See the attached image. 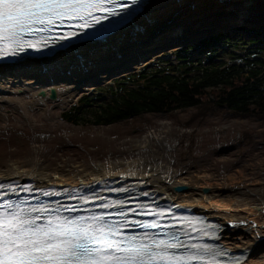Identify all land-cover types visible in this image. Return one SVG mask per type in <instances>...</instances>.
I'll use <instances>...</instances> for the list:
<instances>
[{
    "label": "rangeland",
    "instance_id": "obj_1",
    "mask_svg": "<svg viewBox=\"0 0 264 264\" xmlns=\"http://www.w3.org/2000/svg\"><path fill=\"white\" fill-rule=\"evenodd\" d=\"M250 6L251 11L245 13L243 17L246 18L241 20L238 17L229 20L224 16L226 13L235 14V9L219 8L207 13L201 17L204 20L200 24L194 23L186 32L175 33V40L154 44L149 54L120 72L97 70L94 72L96 76L92 75L94 79L83 85L79 84L83 79H79V83L60 82L61 85L54 87L55 99L48 97L49 90L46 96H41L38 90L32 95L20 97L24 94L25 86L11 87L14 93L17 91L15 96L21 100L19 103L7 98L12 94L0 93V96H4V99L0 98V171L11 164L25 167L40 160L52 176L57 177L59 171L71 176L79 171L138 159L157 151L164 155V159L168 155L172 160L171 166L180 173L194 174L202 179V188L208 189L206 192L202 189L204 194L209 193L211 185L230 187L226 199H232L240 192L251 195L257 189L264 193V140L260 137L263 126L257 121L214 113L184 128L181 124L187 117L185 111L172 115L147 114L142 122L141 119L134 122L126 120L106 126L94 125L89 121L92 110L107 103L113 90L119 93L135 87L136 84L130 79H136V75L143 71L160 69L162 72H174L173 67H177V64L189 61V76L192 77L199 72L193 69L195 64H199L198 61L202 64L222 62L243 66L245 59L256 56L253 54L256 53L255 47L261 42L255 40L262 36L242 31L239 27H264V0H255ZM220 12L224 13L217 15ZM211 14L217 16L212 19ZM145 32H140L141 39L151 35H142ZM218 34L222 35L212 41L213 36ZM162 46L163 49L156 50ZM107 53L95 59L114 55ZM126 54L128 52L119 56L122 59ZM88 64L85 63L79 76L85 77L83 75L94 70ZM4 87L0 81L1 90L6 91ZM79 97L87 98L88 104L85 100L74 104ZM40 98H44V101L40 102ZM75 107H82L78 124L69 123L61 116L62 111H71ZM247 126L255 130L253 142L241 141V132ZM160 131L167 135L165 145H160L152 136V133ZM145 135L150 139L151 147L141 146ZM191 139L193 144L188 150Z\"/></svg>",
    "mask_w": 264,
    "mask_h": 264
},
{
    "label": "bare ground",
    "instance_id": "obj_2",
    "mask_svg": "<svg viewBox=\"0 0 264 264\" xmlns=\"http://www.w3.org/2000/svg\"><path fill=\"white\" fill-rule=\"evenodd\" d=\"M253 1L255 0H151L118 24V28L99 38L94 40L85 38V41L54 50L47 56L29 57L16 62H0V81L7 89L5 91L0 88V93L12 94L13 96L7 98L19 103L21 100L15 96L17 91L14 93L11 87H26L20 97L32 95L38 90H44L46 96L48 90L56 84L61 85L60 82L79 83V79H83L79 83L83 85L94 79L92 75H95L94 72L97 70L112 69L114 73L120 72L151 51L154 44L156 46L165 40H175V33L186 32L194 23L200 24L204 20L201 17L207 13L215 12L219 8L235 9V14L226 13L224 16L229 17V20L235 17L239 20L246 18L243 16L251 11L250 4ZM217 15L210 16L212 18ZM143 31L146 32L142 35H151L141 39L140 32ZM107 52L114 55H109L110 58L106 59H95L96 56L108 54ZM125 52L128 54L121 59L119 54ZM85 63H89V67L92 66L94 70L82 77L78 73L83 70ZM43 101L44 98H40V102ZM152 136L160 145L166 144L167 135L164 131L154 132ZM140 144L142 147H151L147 135ZM171 161L168 155H165L164 159V155L152 151L138 159L114 162L94 170L79 171L71 176L59 171L55 177L41 165L40 160H37L25 167L11 164L0 171V183L25 180L38 186L49 187L78 186L119 178L134 180L150 186L166 200L194 208L195 212L215 219L221 225L217 238L219 251H244L246 264H264L263 190L257 189L251 195L240 192L232 199H226L230 187L211 185L209 193L204 194L202 179L194 174L180 173L171 166ZM180 184L186 185L187 189L182 192L175 191V186Z\"/></svg>",
    "mask_w": 264,
    "mask_h": 264
},
{
    "label": "snow or ice",
    "instance_id": "obj_3",
    "mask_svg": "<svg viewBox=\"0 0 264 264\" xmlns=\"http://www.w3.org/2000/svg\"><path fill=\"white\" fill-rule=\"evenodd\" d=\"M101 6L92 0H0V43L9 55L15 54L16 48L24 47L23 34L32 33L34 25L52 24L54 16H76ZM10 46L12 51H8ZM6 208L11 209L12 205ZM38 219H30L20 211L0 216V264H189L191 260L203 259L153 251L178 248L179 243L153 240L151 244H137L134 237L128 241L117 239L119 230L110 224L93 228L82 220H65L40 225Z\"/></svg>",
    "mask_w": 264,
    "mask_h": 264
},
{
    "label": "trees",
    "instance_id": "obj_4",
    "mask_svg": "<svg viewBox=\"0 0 264 264\" xmlns=\"http://www.w3.org/2000/svg\"><path fill=\"white\" fill-rule=\"evenodd\" d=\"M251 31L264 37V27ZM257 41L261 42L255 47L257 57L245 60L243 66L214 62L198 65L193 69L199 72L192 77L186 63L176 74L143 72L133 80L135 87L117 92L107 103L93 109L89 121L106 126L126 120L141 119L142 122L147 114L172 115L185 111L187 117L181 125L188 128L196 120L223 113L228 117L259 122L263 126L260 137L264 140V40ZM81 109L75 107L62 112L61 116L69 123L78 124ZM254 133L255 130L245 127L241 141L253 142ZM192 144L193 139L189 141L188 150Z\"/></svg>",
    "mask_w": 264,
    "mask_h": 264
},
{
    "label": "water",
    "instance_id": "obj_5",
    "mask_svg": "<svg viewBox=\"0 0 264 264\" xmlns=\"http://www.w3.org/2000/svg\"><path fill=\"white\" fill-rule=\"evenodd\" d=\"M40 94H41V95H44V92L41 91ZM55 96H56L55 90L52 88V89L50 90V98H51V99H54ZM174 189H175L177 192H182V191H185V190L187 189V186H186V185H181V184H180V185L175 186ZM207 190H208L207 188H203V191H204V192H206Z\"/></svg>",
    "mask_w": 264,
    "mask_h": 264
}]
</instances>
